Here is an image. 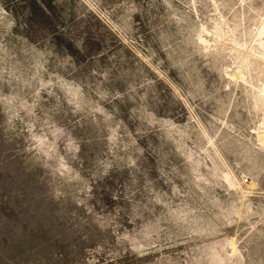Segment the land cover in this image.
Masks as SVG:
<instances>
[{
	"label": "rangeland",
	"instance_id": "374dc122",
	"mask_svg": "<svg viewBox=\"0 0 264 264\" xmlns=\"http://www.w3.org/2000/svg\"><path fill=\"white\" fill-rule=\"evenodd\" d=\"M0 264H264V0H0Z\"/></svg>",
	"mask_w": 264,
	"mask_h": 264
}]
</instances>
